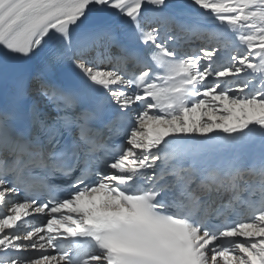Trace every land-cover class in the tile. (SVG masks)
Masks as SVG:
<instances>
[{"label":"snow or ice","instance_id":"snow-or-ice-1","mask_svg":"<svg viewBox=\"0 0 264 264\" xmlns=\"http://www.w3.org/2000/svg\"><path fill=\"white\" fill-rule=\"evenodd\" d=\"M0 264H264V0H0Z\"/></svg>","mask_w":264,"mask_h":264}]
</instances>
